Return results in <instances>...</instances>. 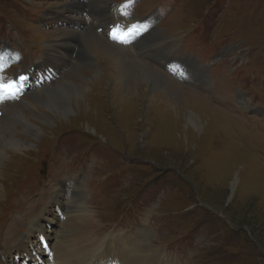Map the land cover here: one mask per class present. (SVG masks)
Segmentation results:
<instances>
[{
  "label": "rangeland",
  "instance_id": "rangeland-1",
  "mask_svg": "<svg viewBox=\"0 0 264 264\" xmlns=\"http://www.w3.org/2000/svg\"><path fill=\"white\" fill-rule=\"evenodd\" d=\"M66 1L70 0H0V40L15 46L20 42L25 50L32 42L35 53L48 52L51 44L52 55L68 60L61 67L42 54H32V62L38 64L29 68L30 78L20 94L0 100V246L13 245L33 230L38 218L50 235L42 244L39 231H32L37 242L10 264H44L38 245L44 256L53 251L65 229V213L78 214L83 208L94 220L84 251L88 264H107V238L124 239L128 233H136L130 239L131 264H142L133 260L139 240L155 253L154 264H264V111L259 116L241 107V101L248 106L247 99L251 106L264 108V0H76L70 13L62 10ZM92 3L97 12L117 8V20L126 9L133 18L124 17L123 28L135 17L159 14L151 31L129 50L130 44L104 35L113 23L102 27L92 9L84 18ZM107 15L105 10L103 17ZM138 25L137 36L142 37L146 22ZM88 26L97 36L124 47L130 58L116 61L99 53L90 55L91 66L78 62L79 53L89 57ZM71 31L77 33L71 47H78V55L70 48L72 53L65 56L55 44L61 43L59 34ZM172 38L177 42L176 60L165 45ZM164 59L174 61L179 73H195L197 82L199 75L203 88L195 81V86L186 87L185 79L170 77L160 67ZM42 61L46 63L40 68ZM119 64L131 67L122 79L128 84L125 88L137 87L133 71L143 65L155 70L149 71L152 76L158 73L163 82L201 97L188 93L181 98L162 88L142 90L141 97H134L118 87ZM11 65L2 67V81L26 70L27 62ZM75 66L79 78L72 71ZM94 69L98 75L93 78ZM64 75L66 81L81 85H86L85 77L91 80L90 93L83 95L86 103L79 109L74 102L65 115L45 112L38 102L42 103L41 89ZM157 92L177 107L169 104L171 110H159L150 100ZM31 101L38 110L23 109ZM19 109L27 113V128L17 122ZM189 111L198 118L196 129L186 122ZM10 127L26 149H13L7 142ZM73 164L79 165L77 171ZM71 174L79 175L85 186L78 202L73 201L77 193L68 189ZM12 219L17 232L8 226ZM141 229L146 234L139 237Z\"/></svg>",
  "mask_w": 264,
  "mask_h": 264
},
{
  "label": "bare ground",
  "instance_id": "bare-ground-1",
  "mask_svg": "<svg viewBox=\"0 0 264 264\" xmlns=\"http://www.w3.org/2000/svg\"><path fill=\"white\" fill-rule=\"evenodd\" d=\"M92 1H94V0H92ZM66 3H67V5L63 6L62 10L70 13V12H72L71 7H73V5H76L78 3V1H76V0L71 1L70 0V1H66ZM94 5L95 4L92 3V6H94ZM49 14L53 15L52 18L59 16V13L58 14L49 13ZM49 14H48V16H50ZM98 27H100V26H98ZM87 29H88V31L85 33V36H86V40L88 41V44L90 45V52L87 53L90 58L87 56L84 57V53H82V54L79 53L78 58H81V60L79 59L78 62H84L85 61L91 66L94 63V59L90 55H92V54L96 55L99 53L109 55L113 59H115L116 61H121L122 58L120 56L129 57L128 53L124 47H121L120 45H117L115 43H111V42L107 41V39L104 40L102 37L97 36L91 30L92 28L89 26L87 27ZM66 34H67V32H65L64 35L59 34L58 39L60 40L61 43H58L55 45L58 46L63 51L65 56H69V54L72 52H68V51L70 50V48L72 51V48H73V45L71 47V42H74V44L76 45V43H75L76 41H73V39H71V37H74L75 34H77V33L71 31V32H69V34H67V35ZM82 36H83V34H82ZM52 46L53 45H51V44L47 45L46 51H48V52H43L42 53L43 57H45L48 60H50L51 62L57 64V66H60V65H61V67L66 66L65 64H66V61H68V60H66L64 58V56L57 58L54 55H52V51H53ZM2 50H3V52H2L3 55H5L7 52H9V50H7L5 48H2ZM89 59H90V61L88 62ZM61 61H62V64H61ZM44 63H46V62L42 61V63H40V68H43ZM37 64H38V62L33 66L37 67ZM117 65H118V63H117ZM126 67L127 66L126 65L124 66V64H119V66L117 67L118 76L116 78V81H117L118 85H120V86H118L119 88L125 89V93L132 94V95H134V97H136V96L141 97V91L142 90L144 93H146V91L148 92V91H152L154 89H161V88L163 89V91L167 92L168 94H169V91L173 92V93H177V95L181 96V98L184 95H189L188 93H191V95L193 97H197V98L201 97L198 95L195 96L194 93L191 91L183 92L182 90L172 86L170 83L163 82L161 76H159L158 73H156L157 74L156 76H152L151 73H149V71L150 70L153 71L154 69L149 68L147 66H143V65H139V67L136 68L135 71H133L136 74V76H135L136 80L135 81L137 82V85H136L137 87L130 90L129 88H125L128 86L127 82H125L126 80H122L124 74L128 73L130 71V68H131V67L126 68ZM77 69H78L77 66H75V67H73L72 71H74L76 73L75 74L76 78H79L80 74L78 73ZM94 71H95V69L93 70V73H92L93 78L98 75V72H94ZM68 72H70V71H68ZM90 75H91V73H90ZM64 77H65V75L62 76L61 79L58 80L59 82L57 81L54 83H50L49 85H46L41 89L39 94L42 96V100H41L42 103L40 101H38V99L34 100V102L38 101L43 106V108L46 109L45 112L48 111L53 115L54 114H57V115H63L64 114L65 115L70 110L69 107L71 105H73L74 102L76 104H78L79 109H82V106L84 105V103H86V100L83 97V95L90 93V88H89L90 84L89 83L91 82V80H89V78L85 77V79L83 80L82 83H85L86 85H81L78 82L73 83L70 81H66V78H64ZM85 90H86V93H85ZM88 95H90V94H88ZM163 97L164 96L161 92H157L150 97V100H154V105H156V107H158V108L163 107L165 109L171 110L173 107L169 106V104L174 106V107H177L175 104H173V102H171L172 101L171 99L168 100V99H165ZM163 99H165L164 104H162ZM118 100L120 101L121 99H118ZM119 101H118V103H120ZM200 101H201V99H200ZM32 102L33 101H31V103H29V104L24 105L23 109L28 110L29 112H31L30 108H32V110H35V111L38 110L37 104H34V102L33 103ZM190 102H191V100H190ZM194 104H198V102L197 103L195 102ZM160 109L161 108H159V110ZM17 112L19 114V115H16L17 119H18L17 122H20L21 124H23V126H25V128H27L28 122H30L27 119V116H26L27 113H24L22 111V109H19ZM41 116H43V114H41ZM185 117H186V122L189 123L192 127H195V129L199 126L198 118L193 111L187 112ZM6 130L8 131V132H6V134L8 135V137H6V140H8L7 142L13 147V149H18L20 151V150H24L28 147V145H26L25 142L21 141L19 138L15 137V136H13L14 128L10 127V128H6ZM3 142H5V141H3ZM72 179H77V177H72ZM71 182H72V185H75V183L72 180H71ZM82 198H84L83 194L78 196L77 198H74L73 201L78 202L79 200L81 201ZM76 211L79 212L80 209H77ZM79 213H81V215H79ZM79 213L78 214H77V212H75V213L66 212L65 213L66 214L65 223H64L65 229L62 231L59 230L61 234H59V239L57 240V244H55V247H53L54 249H53V251H51L50 255L47 253L44 256V250H43L42 246L38 245V247L36 249H37L38 254L39 255L41 254V258L44 257V260H45L44 264H84L82 262V259L84 257V251L86 250L85 245L89 244V238H88L89 232H88V230H89L90 226L92 228V224H94V220H93L92 216L90 214H88L86 212V209H84V208ZM43 214H44V212H43ZM38 219H35L32 222L33 226L31 228H33V230H29V232H27L21 239L14 241L13 245L11 243H9V244H4L5 245L4 247H0V264H8V263L10 264L12 262H15V261H17V259H19L18 257H23V255H25L26 252H29L28 247L29 246L31 247V245L34 242H37V239L35 237L31 236L32 231H34V230L39 231L40 238H38V239H42V244L46 243L44 240H46L47 237H50V235H49V232L47 231V229L43 228L42 223L38 222ZM46 221H47V223H49L48 220H45V222ZM11 223L13 225H11L9 223L8 226L10 228H13L14 231L17 232L19 230V227L16 224V220L12 219ZM19 225L21 227L20 222H19ZM145 234H146V231L141 229L139 237H141L142 235H145ZM135 235H136V233H132V235H130L128 233L126 238H124V239L118 238L116 240V241H119L120 243L122 242L123 246L125 248V251L117 252L120 255L121 259H123L125 256H128V253H130L131 246H133L130 239H134ZM136 240H138V239H136ZM143 242L144 241H141V242H140V240L138 241L137 249H136V251H133V253H134L133 260L135 258H138L142 264H154V261H152V260H153V257L155 256V253H153L150 248H147L146 246H144L142 244ZM142 246H144L145 248L140 249V247H142ZM109 247L111 248V245H109ZM147 249H149L151 251L143 253V251H145ZM14 257H15V259H14ZM108 257H109V255H108ZM130 257H131V254H129L128 259ZM23 263H25V262H23ZM158 263H159L158 261H155V264H158ZM18 264H20V263H18Z\"/></svg>",
  "mask_w": 264,
  "mask_h": 264
},
{
  "label": "snow or ice",
  "instance_id": "snow-or-ice-1",
  "mask_svg": "<svg viewBox=\"0 0 264 264\" xmlns=\"http://www.w3.org/2000/svg\"><path fill=\"white\" fill-rule=\"evenodd\" d=\"M136 26L134 25L131 29L128 30V33H131L133 31H135ZM3 60V57L0 56V61ZM3 68L2 66H0V71H2ZM3 78H0V100H3L5 98V94H12V87H13V83L12 82H8V83H4L2 82ZM20 79H23V77H20Z\"/></svg>",
  "mask_w": 264,
  "mask_h": 264
}]
</instances>
